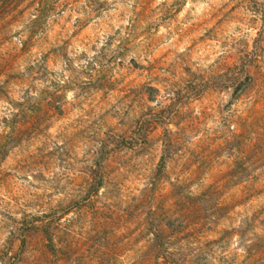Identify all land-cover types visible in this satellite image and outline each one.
Instances as JSON below:
<instances>
[{"label": "rangeland", "instance_id": "374dc122", "mask_svg": "<svg viewBox=\"0 0 264 264\" xmlns=\"http://www.w3.org/2000/svg\"><path fill=\"white\" fill-rule=\"evenodd\" d=\"M86 2L84 11L91 9L92 16L99 17V9L105 5L98 0ZM78 4L80 0H0V102L21 109L11 122L4 117L3 123L10 124L12 131L0 135V191L8 196V210L0 212V228L11 232L7 248L0 249V259L9 253L12 259H19L28 250L41 257V264H69L73 257L82 264H213V260L227 264L222 253L227 251L231 235L238 232L251 241L238 264H264V4L260 0H227L184 29L183 22L177 21V4L154 8V0H137L131 30L134 35L120 44L125 51L133 48L138 35L150 40L148 47L158 46L160 40L152 33L154 17L161 23L175 22L177 42L186 41L194 56L208 58L217 45L224 49L231 44L233 51L218 57L213 70L199 75L197 89L202 85L204 91H194V98L188 97L179 108L176 105L180 90H193L194 65L177 59L171 49L153 53V60L145 65L133 59L126 67L121 61L120 73H102L95 78L100 86L91 91L99 111L90 109L85 113L87 119L73 113L70 107H57L62 97L46 90L42 93L45 99L36 106L15 99L19 89L32 87L36 79L43 78L31 64L24 73L19 72L22 63L39 54L53 64L71 40L87 41L92 32L86 22L77 20L71 35H66L71 23L69 15L62 25L54 22L57 27L51 39L36 40L33 30L23 47H18L11 43L12 27L24 25L27 30L37 23L31 19L34 14L56 12L57 8L61 14L71 12ZM247 13L255 15L249 17ZM233 19L247 22L256 35L230 41L225 33ZM165 68L174 75L179 73V78L168 85L177 87V99H170L167 107L155 111L144 90L143 74L158 78ZM224 77H229L241 107L248 102L252 107L222 129L209 133L205 123L218 111L220 99L213 84ZM109 92L128 101L130 109L134 106L133 113L125 111L122 117L109 115ZM173 111L175 133L169 131L165 122V115ZM195 111L200 115L193 116ZM97 118L107 128L104 143L111 145L101 153L100 182L89 164H72L71 152L60 157L56 155L57 149L47 151L49 127H64L73 121L75 126L65 130L69 142L78 143ZM92 140L95 136L89 142ZM12 147L19 150L22 159L9 167L19 171L29 166L39 168L43 179L57 160L70 173L75 169L65 186L73 190L55 206L52 191H41L17 209L23 213L18 221L11 206L19 205L22 196L14 191L13 172L5 167ZM225 153L227 156L222 158ZM88 158L100 166L91 149L87 150L85 160ZM141 181L151 184V188L141 190ZM195 181H202L200 190L205 198L185 199L181 195L183 187ZM101 188L105 189L103 194ZM30 207L35 208V215L26 211ZM174 218L181 220L179 227ZM237 219L241 221L239 230L233 227ZM154 228L152 240L149 236ZM164 240L177 251L168 253Z\"/></svg>", "mask_w": 264, "mask_h": 264}, {"label": "clouds", "instance_id": "9594fccd", "mask_svg": "<svg viewBox=\"0 0 264 264\" xmlns=\"http://www.w3.org/2000/svg\"><path fill=\"white\" fill-rule=\"evenodd\" d=\"M137 0H98L99 4H104L105 7L99 9L100 16L93 17L91 9L87 12L84 11L87 8L86 0H80V4L76 5V10L71 12L64 11L62 14L57 8L56 12L48 11L46 14L40 13L34 14L31 19L37 21L35 24H31L30 27L25 30L24 25L13 26L11 29V43L18 47H23V42L27 35L31 31H35L34 39L44 40L51 39L55 34L57 25L54 24L58 21L61 25L64 23V18L71 16V23L66 29V35H71L72 25L76 24L77 20L86 22L88 29L92 32L91 38L87 41L80 42L79 40H71L63 52H61L58 58L53 64H48L42 59L39 54H35L30 61L22 63L19 68V72L24 73L28 64H31L34 69L41 72L42 79H36L32 87L25 86L18 90L16 100L22 104L36 106L43 102L45 99L42 93L47 92L60 95L62 98L57 101V107L64 109L70 107L73 113H79L80 116H85L90 109H96V104L93 101L94 93L91 91L94 87H99L100 83L95 78L98 74L108 73L116 75L121 72L120 63L123 61L126 67L130 66V61L136 59L141 65L150 63L153 60V53H158L164 49H171L174 56L177 59H184L189 64L194 65L191 71L195 73L193 90L181 89L180 100L178 101L176 108H179L182 103L188 100V97H193V92H203V86L201 85L197 89V84H200L197 79L200 74L209 72L216 67V61L218 57H223L229 54L233 49L231 44L224 49H220V46H216V51L208 58H200L192 55L187 47V42L178 43V37L175 28V22L169 21L165 23L159 22L158 18L154 17L156 21L152 28L154 38L160 40L157 47H148L150 40L143 35H138V38L134 40V46L132 49L125 51L120 47L121 41L130 39L133 37L134 32L133 25L135 23V16L133 12L134 5ZM227 0H154L153 7L167 4L171 7L173 4H177L179 7V13L177 15V21H181L182 28L186 29L189 26L195 24L197 21L202 20L205 16L210 14L214 8L219 7ZM264 4V0H260ZM98 7V5H96ZM249 17L255 15L254 13H247ZM145 25L144 27H146ZM94 30V31H93ZM19 33V35H16ZM225 35L229 40L247 39L249 36H255L254 29L247 23H241L238 19L231 20L228 31ZM111 43H109V39ZM250 43V41H249ZM35 51V50H34ZM124 53L123 56L120 53ZM112 63H109V61ZM174 67V66H173ZM144 77L146 79L145 92L151 97V108L155 111H159L161 108L167 107V102L170 99H177L176 92L177 87H169L173 79L179 78V73L173 74V71L165 68L159 73V77H152L149 73L145 72ZM213 87L216 88L220 99L217 101L219 109L213 112L212 117L205 123V130L209 133L212 130L222 129L228 122L236 119L246 109L252 107L251 102L243 104L241 107V101L235 99L234 87L229 77H224L221 80L214 82ZM88 88V91L84 89ZM151 89V91H149ZM59 90V91H58ZM108 106L110 108L109 115L122 117L124 112L127 111L129 115L133 113L135 107L129 108L128 101L122 100L119 96L109 92L106 97ZM147 104V101L144 102ZM99 111V109H96ZM21 111L20 108H14L11 105H3L0 102V135L11 133L12 129L10 124L6 126L3 123V119L6 116L8 121L11 122L13 116ZM27 111V107L25 108ZM175 115L173 111L171 115H165L166 127L170 132L175 133L172 117ZM193 116H199L200 112L195 111ZM73 121H68L64 127L60 125H53L48 128V134L50 140L48 141L47 151L57 149V156L63 157L65 152H71L72 164L79 166L78 162H85L89 164L97 172V181L103 180V157L101 153L111 147L110 144H105L103 140V133L107 131L104 123L97 118L96 124L93 128L87 129L78 143H70L66 128L74 127ZM96 132L99 133L96 136ZM91 136H95V140L89 142ZM91 149L94 153L95 159L99 162L94 163L91 158L85 160L87 150ZM30 151V149H29ZM227 154H224L225 158ZM22 156L19 150L12 147L8 153V162L5 167L13 172L15 177L13 180V188L17 195L22 196L19 205H12L11 210L19 221L23 217V213L17 211L18 208H23L25 202L31 201L41 191L47 193L52 191V204L56 205L59 201L66 198L68 192L72 191V187L65 189L67 178L69 175L74 174L68 171L67 166H61L60 161L57 160L52 169L43 174L44 178H41L42 170L39 168L28 167L23 171L17 170L15 167H9V164L14 165L15 160H21ZM202 181H195L186 184L181 195L188 200L204 199V193L200 190V184ZM74 187V186H73ZM141 190H148L151 188V184L144 181L139 183ZM65 189V191H60ZM101 194L105 192L104 188L100 189ZM0 212L8 210V196L0 191ZM26 211L35 215V208H27ZM3 222V217H0V223ZM174 223L177 227L182 223L180 219L174 218ZM237 230L241 228V221L237 219L233 225ZM154 228L153 234H150L149 239L155 240ZM11 232L0 228V249H6L9 243V237ZM250 240L246 237H242L238 232L233 233L230 237L227 251L222 253L223 257L227 261V264H238L239 258L247 253V247L250 244ZM55 243V241H53ZM164 247L168 253H174L176 248L171 247L167 240L163 241ZM221 255V253H217ZM209 259H212L209 257ZM0 264H41V257L35 255L34 251L29 252L25 250L19 259H12L11 253L9 256L0 259ZM69 264H82V261H78L76 257H73ZM213 264L216 261L213 260Z\"/></svg>", "mask_w": 264, "mask_h": 264}]
</instances>
